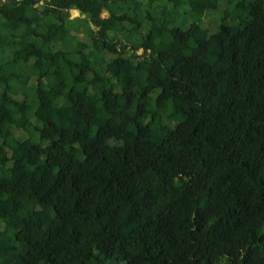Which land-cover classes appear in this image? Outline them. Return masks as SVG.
<instances>
[{
	"label": "trees",
	"instance_id": "trees-1",
	"mask_svg": "<svg viewBox=\"0 0 264 264\" xmlns=\"http://www.w3.org/2000/svg\"><path fill=\"white\" fill-rule=\"evenodd\" d=\"M219 3L0 0V264H264V0Z\"/></svg>",
	"mask_w": 264,
	"mask_h": 264
},
{
	"label": "rangeland",
	"instance_id": "rangeland-1",
	"mask_svg": "<svg viewBox=\"0 0 264 264\" xmlns=\"http://www.w3.org/2000/svg\"><path fill=\"white\" fill-rule=\"evenodd\" d=\"M229 0H220V3L218 7L214 10H210L206 13L203 21H202V28L209 33H212L218 29V27L222 24L223 22V17H224V11L229 7L228 4ZM104 18L109 16V13L104 12L102 15ZM81 17L80 13L76 10L71 12V18L76 19ZM181 19H185L183 15H181ZM230 19L227 20L226 23H229ZM86 30V28H85ZM75 39L77 42L81 41H86L87 35L86 31H78L77 33L74 34ZM142 51H140V54Z\"/></svg>",
	"mask_w": 264,
	"mask_h": 264
},
{
	"label": "flooded vegetation",
	"instance_id": "flooded-vegetation-1",
	"mask_svg": "<svg viewBox=\"0 0 264 264\" xmlns=\"http://www.w3.org/2000/svg\"><path fill=\"white\" fill-rule=\"evenodd\" d=\"M2 1H6V0H2Z\"/></svg>",
	"mask_w": 264,
	"mask_h": 264
}]
</instances>
